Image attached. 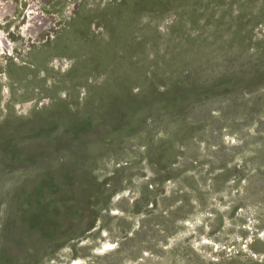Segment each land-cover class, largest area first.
I'll use <instances>...</instances> for the list:
<instances>
[{"label":"rangeland","instance_id":"374dc122","mask_svg":"<svg viewBox=\"0 0 264 264\" xmlns=\"http://www.w3.org/2000/svg\"><path fill=\"white\" fill-rule=\"evenodd\" d=\"M13 2L0 264H264V0Z\"/></svg>","mask_w":264,"mask_h":264},{"label":"bare ground","instance_id":"6f19581e","mask_svg":"<svg viewBox=\"0 0 264 264\" xmlns=\"http://www.w3.org/2000/svg\"><path fill=\"white\" fill-rule=\"evenodd\" d=\"M13 1L0 0V21L3 22V20L5 19L6 16L13 14L15 12V10L17 9L15 6L16 4ZM48 2H50V0H30V5L28 6L30 18L28 20V24L24 25V27L22 28L23 34H25V35L28 34L29 36H31L30 35L31 32H29V25H33L34 27L40 26L39 24L41 23L42 20H44L45 23H48L49 19L47 18V16H45V14L43 12L40 11V9L42 7L41 4L44 3L46 5V3H48ZM45 5H43V6H45ZM52 17H54V16H52ZM39 29H43L42 24H41ZM38 37H39V35L37 33V35H35V39H37ZM30 39H32V37ZM12 47H13V43L10 42V39L8 40V38L6 37L4 32L0 31V52H2V51L4 52L7 49L10 50ZM28 107H29V103L26 105V108H28ZM103 248L109 249V248H111V246H110V244H105ZM80 263H81V261H74L72 264H80Z\"/></svg>","mask_w":264,"mask_h":264}]
</instances>
